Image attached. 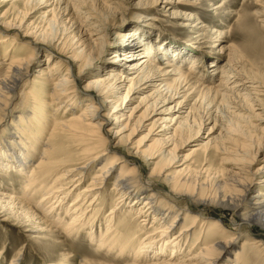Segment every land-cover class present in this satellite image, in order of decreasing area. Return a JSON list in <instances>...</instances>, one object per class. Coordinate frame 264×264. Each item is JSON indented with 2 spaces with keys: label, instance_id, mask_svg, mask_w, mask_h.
<instances>
[{
  "label": "bare ground",
  "instance_id": "bare-ground-1",
  "mask_svg": "<svg viewBox=\"0 0 264 264\" xmlns=\"http://www.w3.org/2000/svg\"><path fill=\"white\" fill-rule=\"evenodd\" d=\"M107 1V11L112 15L117 8L111 5L120 6L114 0ZM153 1L173 2L194 10H202L201 6L207 2ZM228 4L223 0L211 10ZM30 7L33 9L29 12ZM150 8H153L151 4L141 7L146 11ZM41 9L46 10L41 13L43 16L58 9L77 11V17L68 16L70 22L64 20L59 24L67 22L70 27L78 24L83 38L75 40L71 34L54 33L58 24L52 20L39 27L21 25L28 12L31 15ZM84 9L83 0H0V38L12 35L13 42L22 36L26 41L21 46L25 52L10 56L11 43L3 55L8 71L0 80V107L16 101L21 110L12 112V121L0 128V145H8L1 146L0 171H15L18 181L22 177L26 180L22 192L25 202L37 199L33 207L25 210V202L13 195L20 192L18 188L0 184V213H5L14 226L46 233L51 238L65 235L75 245L83 243L76 240H93L96 231L104 226L105 234L98 249L108 250L106 254L114 257V264H123L125 257L131 259L129 264H219L223 260L229 261L225 264H264V72H251L244 63L256 62L261 56L253 37L248 38L252 43L249 47L234 41L221 47L219 53L225 56L224 63L209 50L211 45L197 46L190 54V67L185 70L179 65L187 59L182 56L184 50L173 46L170 51L169 40L159 42L158 38L149 44L144 42L148 37L141 42L139 38L134 40L135 36H128L121 43L123 50L118 54L121 58L117 60L113 54L107 59L104 69L111 70L106 76H98L79 89L81 72L99 64L104 38L114 26L111 21L103 26L109 14L96 13L99 20L95 23L91 22L95 20L92 15L95 11ZM140 15L146 16L143 26L153 27L162 34L160 37L172 34V24L157 28L162 24L157 15L165 16L162 13ZM183 19L191 22L195 18L191 13L184 14ZM82 20L87 23L85 30ZM201 24L198 20L192 28L201 26L200 30ZM212 34H217L216 42L221 43L232 41L236 35L215 31ZM170 38L174 43L180 41ZM43 54L47 57L45 66L36 70V80L28 79L35 66L40 65L39 56ZM205 57L214 60L208 66L214 68L210 77L205 76L203 68L195 70ZM162 60L164 66L158 64ZM215 77L217 85L213 86ZM209 95L205 115L203 112L199 115L200 104ZM133 96L136 100L131 99ZM46 97L49 103L41 99ZM177 99L181 101L175 103ZM129 102L136 104L128 109ZM170 103L176 107L165 108ZM221 104L224 113L217 115ZM214 105L211 111L210 106ZM106 106L111 109V115H101V110H109ZM174 111L179 116H171ZM51 120L54 124L47 131ZM209 122L214 124L205 139L202 138L205 143H201L199 132ZM111 125L117 131L108 129ZM143 131L147 133L142 143L135 145L126 139ZM125 132L129 134L124 135ZM190 141L194 142L191 157L204 151L192 159L200 169L178 178L185 169L171 171L173 165L182 164L176 151ZM38 150L41 151L38 160L25 175ZM228 151L240 156L232 159L235 163L260 166L249 178L243 175L245 170L236 166H232L231 176L211 173L210 158L215 153L230 155ZM143 157H146L145 165L137 166V160ZM89 175L91 181L81 189V183ZM109 183L114 206L102 217L107 205L104 190ZM229 190H236L237 194L226 195ZM41 192L45 194L38 197ZM72 197L73 201L69 202ZM214 208L231 211L228 228L218 218L205 217L204 211ZM69 216L64 232L57 231ZM256 229L258 235L254 237L251 234ZM244 232L246 236L242 235ZM241 237L242 246L231 251ZM167 255L170 257L163 260ZM150 257L158 259L149 262Z\"/></svg>",
  "mask_w": 264,
  "mask_h": 264
},
{
  "label": "rangeland",
  "instance_id": "rangeland-1",
  "mask_svg": "<svg viewBox=\"0 0 264 264\" xmlns=\"http://www.w3.org/2000/svg\"><path fill=\"white\" fill-rule=\"evenodd\" d=\"M85 1V9L84 11H87L88 9H93L95 12L92 14L95 18V20H91V22H95L96 20H99V18L97 19V17L95 15H97L96 13H98V15H102L105 12V14H107L108 16V11H107V7L109 5L107 0H99L103 1L105 3V7L102 6L101 2L99 5L98 0H83ZM120 7H118L116 4L115 5H111V7L113 8H117L115 13L112 11V15L109 14V18L107 17V20H105L104 22L107 24H103L104 27L110 25L109 22L111 21L112 24L114 25L112 27V29L110 30V32L107 33V35L104 38V43L101 46V52H100V58H99V64L96 65L95 67L91 64V66H93L91 69L89 70H83L81 72V78L80 80H82L81 85H79V89L83 88V85L87 84L88 82H90L91 80H95L98 76L100 78L106 76V74L108 73V71H110L111 69H104L106 68L107 65V59L109 57H111V55L115 54L117 56V60L118 58H121L120 54L121 50H123V48H121V43L123 42V40H127L129 37L135 36V39L141 40V42H143V40L145 39V37H148L149 39L146 41L144 40V42H147L149 44L155 43L157 42L156 40L158 39L159 42L161 41H168L169 43V50L171 51V48H173V46H175L178 50H184V54H182V56H184V58L186 60H183L180 62V66L185 69L188 70V68L190 67V64L192 63V59L190 54H193L195 51L194 48H196L197 46H203L206 47L207 45H211L212 47L209 50H212L215 54H217V57L219 58L221 63L225 62V56L221 55L219 52H221V47H227L230 43H234L237 45H243L246 47H249L250 44L248 42V38L253 37V41L255 42V45L258 47L257 49L259 50V55H261L259 57L258 60H256V62H245V68H247V70L254 72V71H261L264 72V0H227V2H230V4H228V6H224L221 9H217V10H211L212 8H214L216 5H220L223 0L218 1V0H207V2L205 3V5L201 6L202 10H194L191 8H186V7H180L177 5L180 4H174L173 2L171 3H162V2H158V1H153V0H148V1H141V0H114ZM219 3V4H218ZM146 4H151L153 6V8L147 9L146 10H142L141 7H143ZM209 8L208 9V6ZM63 7V6H62ZM89 7V8H88ZM96 8V9H95ZM105 11H104V9ZM120 8V9H119ZM33 9V7H30L28 9V11L30 12ZM98 9V10H97ZM4 9H1V11H4ZM46 10L41 9L39 12L35 13V14H31L29 15V12L26 14V16L23 18L22 21V26H28V25H33V26H44L48 21L52 20L55 21V23H57V29L53 30V32L55 31L56 34H60V35H68L71 34L72 36H75V40L76 39H80L82 36V31L83 30H78L79 26L78 24H75L73 27H70V24H68L67 26V22H70L69 17L68 16H72V17H77V11H72L69 9L67 11L62 10V9H58L50 14H47L46 16H43L41 13H44ZM83 11V10H82ZM118 11V12H117ZM120 12V13H119ZM69 14V15H65V14ZM157 13H162V15L165 16H161V15H157V17L161 20L162 24L158 25L157 28L158 30H160L162 28V26H168L170 24L173 25V32L172 34L170 33V35L168 37H160L162 34H160L157 30H155L153 27H147V26H143L144 22H147L146 20L144 21V19L146 18V16H142L140 14H146V15H154ZM193 14L194 15V20L191 22H186L183 19V15L187 14ZM104 14V18H106V15ZM116 16V17H115ZM66 20V23H61V21ZM202 22L201 25H203V28H201L200 30L198 28H200L201 26H198L196 28H192V26L196 25L197 21ZM78 21V20H77ZM83 21V20H82ZM82 27L83 29H87L85 27V24H87L86 22H82ZM149 22V21H148ZM167 22V23H166ZM97 23V22H95ZM64 24H66L64 26ZM191 26V27H190ZM68 27H70L69 29H67ZM66 28V29H65ZM64 31H62V30ZM233 29V31H232ZM155 30V32H154ZM62 31V32H61ZM67 31V32H66ZM81 31V32H80ZM221 32V33H225L228 32L229 34H231V32L235 33L236 35H234V38L221 43L220 41L216 42V37L217 34H212V32ZM54 32V33H55ZM58 32V33H57ZM65 32V33H64ZM70 32V33H68ZM78 32V34H77ZM191 32V33H190ZM201 35V37H199ZM129 36V37H128ZM170 36L179 39L180 41L178 43H174V41H170L173 38H170ZM12 35H9L7 37H1L0 38V80L5 78V76L7 75V71H8V67H7V61L3 58L4 53L6 51V48L12 43L13 44V48H12V54H10V56L15 55L16 53L19 52H25L24 49L21 48L22 45L26 44V41L22 40V36L21 39H16L15 41L12 42ZM202 37H205V39H201ZM125 38V39H124ZM170 38V39H169ZM234 41V42H233ZM165 42V43H166ZM249 44V45H248ZM254 44V43H253ZM120 46V47H119ZM140 47V45L138 46ZM139 49V48H138ZM97 51V50H96ZM95 51V52H96ZM27 53L29 52L28 50L26 51ZM186 52V54H185ZM219 53V54H218ZM24 54V53H23ZM156 55V58L159 59V55ZM177 55V54H176ZM39 61H40V65L35 66V68L30 72L29 74V78L28 79H34L36 80V70L38 68H41L42 66L44 67L46 64V55H40L39 56ZM164 58V57H162ZM4 59V60H3ZM161 59V57H160ZM59 61V60H58ZM249 61V60H247ZM199 62H201V66L196 67L195 70L198 72L201 70V68H203V70H205V76H209L210 74H212V71L214 70L209 68L208 66L210 65V63H214V60H212V58L210 57H205V59L200 60ZM164 63L163 60L159 61L158 64L161 65ZM252 65V66H251ZM250 67V68H249ZM124 68V66H123ZM165 68V67H164ZM252 69V70H251ZM126 70V68H125ZM89 72V75L87 78L82 79V77L85 76V74ZM76 74V71H75ZM126 75V74H125ZM204 75V74H203ZM4 76V77H3ZM217 77L214 78L213 82L209 83L213 86L217 85ZM43 96V95H41ZM134 97L136 98V96H133L131 99L132 100H136L134 99ZM208 97V98H207ZM204 100H203V104L201 105V108H199L200 113L205 115L206 109H207V105L210 102V95L207 96ZM42 100L46 101L47 103L49 98L46 97L45 99L41 98ZM181 101V99H177V102ZM208 101V102H207ZM7 102V101H5ZM79 103H83L82 101H79ZM207 103V104H206ZM84 104V103H83ZM136 103L134 102H129L128 103V109L132 108V106H134ZM212 104H215V102H213ZM218 104V103H217ZM203 105V107H202ZM36 106V105H35ZM35 106H31V108L35 107ZM58 106V105H57ZM56 106V107H57ZM84 106V105H83ZM205 106V107H204ZM221 108L223 107V104L220 105ZM107 107V106H106ZM168 107H176L174 105V103H170L168 105L165 106V108ZM0 128L4 127V123L6 125H9V121H12L11 118V114L12 112L16 111V110H21L20 105L18 102L13 101V103H6L4 105H2L0 107ZM211 111H213V109H215V105L210 106ZM209 108V109H210ZM220 108V107H219ZM218 108V109H219ZM220 108V109H221ZM107 109H109L107 107ZM208 109V110H209ZM217 109V115H221L224 113V108H222V110H218ZM81 109H79L80 111ZM198 110V111H199ZM207 110V111H208ZM50 112V111H49ZM52 112V111H51ZM203 112V113H202ZM221 112V114H220ZM111 115V109H109L108 111H102L101 110V115ZM62 115V113L60 114V116ZM177 117L179 116L177 112H173L171 113V116ZM138 116V114H137ZM112 117H110V120L112 122L113 119H111ZM109 120V121H110ZM54 121L51 120L49 121V127L47 129V131L49 129L52 128ZM101 123V122H100ZM115 122H113L114 124ZM214 124V122H209L207 123V125H204V128L201 129V131L199 132V137L205 139V137L208 134V130L210 127H212ZM117 126V123H116ZM108 129H114V126L111 125ZM46 131V133H48ZM111 131V134H112ZM147 133V131H143V133L139 134V133H134L131 135H128L129 132H125L124 135H128V137L126 138L127 140H130L132 142V144H139L140 142H143V137L144 135ZM46 135H44V138H46ZM214 135H217V133H215ZM1 136V135H0ZM112 136V135H111ZM114 136V134H113ZM206 140H202L201 143H205ZM185 144V145H184ZM179 149H177L176 151V156L178 157V160H180L182 162L176 165H173L174 167H172L173 169H171V171L175 172V171H180V170H184L183 172H181L180 174L177 175L178 178H182L186 175H188L190 172H195L196 170L200 169V166L198 164L192 163V159L197 158L198 156H200L204 151H200L198 152L196 155H194L193 157L190 156V150L193 148V141H190V143H188V145H186V143H184ZM31 145L32 142H31ZM227 147H231L230 143H226L225 144ZM235 146H238V143L234 144ZM1 146H3V148H6L8 145H0V151H2L3 149H1ZM170 149V147H168L167 149H165V151H168ZM41 154V151L38 150V152H36L35 158L33 159V161H31V163L27 166V170L25 172V175L28 173V171L32 168L33 164L38 160V155ZM228 154L230 155H224L221 153H215L211 158L210 161L208 163V167L211 173H217L219 176H223V174H226L227 176H231V173H233L234 168H232V166H236L237 168L243 169L245 170L244 172V176L245 178H249L250 174H252L256 169H258V167L260 166H252V163L249 164H245V163H235L232 161V159H237L240 156H235L233 155L234 153L228 151ZM242 157V156H241ZM245 159H248L246 157H242ZM252 159H254V157L251 156ZM144 159H146V157H143V159L141 160H137V166H142L145 165L144 164ZM177 160V161H178ZM250 161V160H249ZM3 164V162H1ZM2 165H0L1 167ZM1 170V169H0ZM5 170V169H2ZM237 171V170H235ZM4 176H0V184H3L5 186H12L15 188H18V190L20 192H13L14 196H16L17 198H19L20 200H23L25 202V198H24V194L22 195V192L26 186V180L25 182L23 181V177L22 180L18 181V173H15V171H0ZM0 173V174H1ZM7 174V175H6ZM91 177L92 175H89L87 177V179L85 181H83L81 183V189H83L84 187L87 186V184L91 181ZM6 179V180H5ZM23 182V183H21ZM209 184L212 183V181H210L209 179ZM21 183V184H20ZM228 190V189H227ZM1 191V189H0ZM4 191V190H3ZM105 193V200H106V207L103 211V214H101L102 217H106L107 213L109 212V209H111L114 206V203L112 202L114 199V194L111 193V183H109L104 190ZM45 193H42L38 196H43ZM232 194L236 195L237 192L235 191H226V195L231 196ZM210 197H212V195H210ZM74 199V197H72L69 202H72ZM37 203V199L32 198L31 201H26L23 205V208L26 210H28L29 208L33 207L35 204ZM206 214L205 217L207 216H211L214 218H218V220H221L222 222H220L221 224H224L225 228H228V226L230 225V220L232 218V213L229 210H224L222 208H214L212 210H205L204 211ZM38 214H42V212H37ZM7 218L5 213H0V264H81L83 262H88V264H114V257L112 255H107L106 252L108 250H103V252L101 250L98 249L100 240L102 238V236L105 234V228L106 227H101V229L96 231V236L93 240H76L75 242H83L80 244L75 245L73 239H68L67 237H65V235H61V238H57L56 236L53 235L54 238H51V236H49V234L46 233H37L34 230H27L24 228H20L18 225L14 226L12 225V221L10 219L7 218V221L5 220ZM71 219V217L69 216V218H66L64 220V222L61 223V228L59 227L57 229V231L59 232H64V230L66 229V226L68 225L69 220ZM130 219H128L127 221H129ZM256 230H254V232L251 234L252 236L256 237V235H258V232H256ZM228 232H232V231H228ZM234 232V231H233ZM242 235L246 236V233H242ZM86 236V235H85ZM243 238L241 237V239L237 242V244H235V248H232L231 251H236L239 250V248L242 246L243 243ZM232 255V253H231ZM16 256H18V259H16ZM233 256V255H232ZM170 256L167 255L165 256L163 260L168 259ZM158 258H154V257H150L149 262H152L154 260H156ZM14 261V262H12ZM175 261V260H174ZM174 261H170L169 263H174ZM129 262H131V259H129L128 257H125V260L123 261V264H129ZM229 261H221L219 264H225Z\"/></svg>",
  "mask_w": 264,
  "mask_h": 264
}]
</instances>
